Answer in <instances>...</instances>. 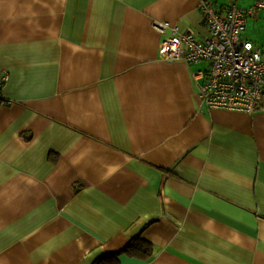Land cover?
<instances>
[{
	"label": "crops",
	"instance_id": "0c3cea01",
	"mask_svg": "<svg viewBox=\"0 0 264 264\" xmlns=\"http://www.w3.org/2000/svg\"><path fill=\"white\" fill-rule=\"evenodd\" d=\"M202 1L0 0V264H264V98L207 108L152 28L206 39Z\"/></svg>",
	"mask_w": 264,
	"mask_h": 264
},
{
	"label": "built area",
	"instance_id": "2783aa9c",
	"mask_svg": "<svg viewBox=\"0 0 264 264\" xmlns=\"http://www.w3.org/2000/svg\"><path fill=\"white\" fill-rule=\"evenodd\" d=\"M199 7L210 34L204 40L180 33L167 22L152 21L156 32H172L160 44V57L189 65L207 63L206 69L192 72L194 86L207 108L255 113L264 98V52L255 44L247 19L264 12V0H256L248 8L240 7L236 0H227L223 10L206 1ZM6 80V76L0 77V91Z\"/></svg>",
	"mask_w": 264,
	"mask_h": 264
},
{
	"label": "trees",
	"instance_id": "16d2710c",
	"mask_svg": "<svg viewBox=\"0 0 264 264\" xmlns=\"http://www.w3.org/2000/svg\"><path fill=\"white\" fill-rule=\"evenodd\" d=\"M123 251L130 257L147 259L153 254L154 248L150 242L138 236L132 239ZM98 264H119V261L114 259L106 262L100 261Z\"/></svg>",
	"mask_w": 264,
	"mask_h": 264
}]
</instances>
